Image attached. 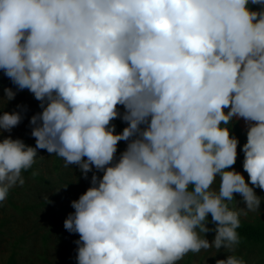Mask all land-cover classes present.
Segmentation results:
<instances>
[{
	"label": "clouds",
	"instance_id": "clouds-1",
	"mask_svg": "<svg viewBox=\"0 0 264 264\" xmlns=\"http://www.w3.org/2000/svg\"><path fill=\"white\" fill-rule=\"evenodd\" d=\"M0 71L15 86L0 132L26 110H4L18 91L40 108L35 147L0 138V201L37 149L91 172L63 220L76 264H178L209 248L230 250L215 264H247L234 249L264 190V0H0ZM235 121L248 182L232 167Z\"/></svg>",
	"mask_w": 264,
	"mask_h": 264
},
{
	"label": "rangeland",
	"instance_id": "rangeland-1",
	"mask_svg": "<svg viewBox=\"0 0 264 264\" xmlns=\"http://www.w3.org/2000/svg\"><path fill=\"white\" fill-rule=\"evenodd\" d=\"M4 87H15L11 81L0 71V95H3ZM20 91H18L14 99L7 102L5 105V111L17 110V105L23 106L26 110L22 112L21 121L11 129L10 132H0V138L3 136L10 135L12 138H20L23 140L28 134V138L33 142L35 147V138L30 135L31 126L29 124V117L34 112L35 104L38 103L34 99L32 94L27 90L23 93L22 97L18 99ZM17 104H15L16 102ZM241 124L245 130V124L242 119ZM28 145V144H27ZM57 169L53 168L52 156H46V152L43 149H37V156L35 158V163L32 169L36 171L37 175L44 176L45 179L49 180L52 186L50 191L40 190L38 191L37 180L29 173L22 172L24 176L25 183L21 185H16L10 189L11 200L18 206H23L30 204L39 203L45 198H49L45 205L41 206V212L45 215H39L40 211L34 209L33 207L24 211V216L11 206L6 198L0 201V219L7 217L8 221L3 226H0V264H3L12 249L14 240L17 239L19 235H23L22 242H19L13 250L17 251L16 258L19 264H22L27 259L38 261L39 257L36 255H43L52 262H56L59 259L57 252V236L58 230L56 225L52 224L49 216V211L46 206H51L52 212L59 213L61 218L60 224H63V218L70 212V207L67 201L64 199H51V194L54 192H63L61 188L67 190L71 189V194L73 197L78 198L79 194L82 193V189H86L89 186V178L91 172L88 173V178L81 176L76 165L65 166L62 158H59ZM236 168L235 166H232ZM243 175L246 174L243 169H239ZM37 187V188H36ZM14 189H17L16 191ZM61 190V191H60ZM254 191L261 196L260 209L256 212H248L247 215H241L240 218L253 219L258 218L264 211V190L256 187ZM233 208H240L244 206V202L240 194L234 199ZM38 213H35V212ZM206 238L211 241L214 236V231L205 233ZM43 235H45V241L42 240ZM45 243V244H44ZM77 245H73L70 252L76 255ZM237 248L234 249V254ZM257 249L253 248L249 253H247V258L244 259L247 264H256L258 260ZM246 253V249L242 250ZM227 254H231L228 249H201L199 252L187 253L178 264H215L217 259H223ZM241 257V254L239 255Z\"/></svg>",
	"mask_w": 264,
	"mask_h": 264
},
{
	"label": "trees",
	"instance_id": "trees-1",
	"mask_svg": "<svg viewBox=\"0 0 264 264\" xmlns=\"http://www.w3.org/2000/svg\"><path fill=\"white\" fill-rule=\"evenodd\" d=\"M252 7H256V6L253 5ZM25 91L26 90L20 91V93L18 95V99H20L22 97V95ZM38 103L35 104L34 112H32V114L40 111ZM15 104H17V102ZM112 123L115 125V130L117 132L121 131L122 128L124 127V124L118 118L115 119L114 121H112ZM231 133L236 135L238 137V140H239V144L237 146V153H238L237 159H236L235 164L233 165L236 167L235 169L239 171V169L240 170L243 169V167H242L243 153L240 151V145L245 142L246 134L241 132L240 127H239L238 123H236V121L233 123V125L231 127ZM23 141L25 144H28V145H31L34 147L33 142L30 141V139L28 138V134L25 137H23ZM124 147H125V142L120 141L118 143V146H117V151L119 152V151L123 150ZM43 151L46 152V156H49V155L52 156L53 168L57 169V167H58L57 162L59 161L60 157L56 156L55 154H48L47 151L44 149H43ZM23 172L31 174L37 180L38 191L44 190L46 192L47 190L48 191L51 190L52 186L50 185L49 180L45 179L44 176L37 175V173H36V171H34V169L30 168V169L23 171ZM33 173H35V174H33ZM245 180H246V182H248L247 174L245 175ZM66 189L67 190H64L63 188H61V190L63 192L52 193L51 199L53 198V199H59L60 200V198H61V199L66 200L67 204L70 207V212H72L73 209L71 207L70 202L76 198L72 196L70 188H66ZM14 190L16 191L17 189H14ZM84 190L85 189L83 188L82 192ZM236 195H238V193H234V198ZM7 199H8L9 204L11 206H13L15 209H17L21 213V215H23V216L25 215L24 211L28 210L32 207L34 209L40 211L39 215L40 214L45 215V214H43L44 212H41V206L45 205L48 201H50L49 198H45L41 202L33 204V206H31L30 204L18 206L14 202H12L10 190H9ZM232 203L233 202L230 203V207H231ZM46 208L49 211L48 218L50 219L52 224L56 225V228H57L58 233H59L58 236L56 237L57 242H58L57 252L59 255V259L56 262H52L50 260H47V258L43 255H36L39 257L37 262L34 260L27 259L22 264H76L75 256L70 252V249L73 245L76 244L75 241L79 238V234L75 233V232H68L63 227V224L59 223L60 219H62L60 214L56 213V212H52L51 206H46ZM35 213H38V212L36 211ZM7 221H8L7 217L0 219V226H3L5 223H7ZM208 227L210 229L213 228L210 215H209ZM210 231H212V230H210ZM210 231H208L206 233H209ZM237 231H238L241 239H240V243L236 246L237 251H236L235 255L239 256L241 254V257L243 259H246L247 253H249L253 248H256L257 249L256 252L259 256L258 260H256V264H264V213L258 218H256V217L253 219L240 218V226L237 229ZM204 235H206V234H204ZM22 237H23V235H19L17 237V239L14 240L12 249L9 253V256L7 257V260L3 264H19L17 262V258H16L17 251L13 250V249L15 247H18L17 244L19 242H22V240H23ZM42 240L45 241V235H43ZM243 249H246V253L242 252Z\"/></svg>",
	"mask_w": 264,
	"mask_h": 264
}]
</instances>
